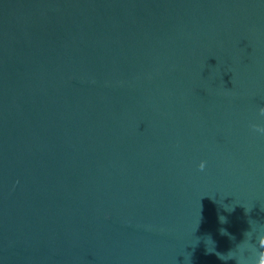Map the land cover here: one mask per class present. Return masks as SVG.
Here are the masks:
<instances>
[{
	"label": "water",
	"instance_id": "1",
	"mask_svg": "<svg viewBox=\"0 0 264 264\" xmlns=\"http://www.w3.org/2000/svg\"><path fill=\"white\" fill-rule=\"evenodd\" d=\"M261 108L264 0H0V264L264 250Z\"/></svg>",
	"mask_w": 264,
	"mask_h": 264
},
{
	"label": "clouds",
	"instance_id": "2",
	"mask_svg": "<svg viewBox=\"0 0 264 264\" xmlns=\"http://www.w3.org/2000/svg\"><path fill=\"white\" fill-rule=\"evenodd\" d=\"M260 115L264 116V108L260 109ZM251 127L253 131L264 134V128L258 127L257 125H252ZM205 166H206V162L202 161L198 166L199 170L203 171L205 169ZM247 212L248 211L246 210V213ZM253 230L254 229L251 228L250 231L244 234L245 238L238 245H236L235 249L230 250L227 254H220V256L217 257L221 259L222 257L227 256V259L234 260L235 264H260L261 253L264 252V250L258 251L256 245L252 244L251 241H252ZM255 232L257 234V240L261 237H264V228L255 229ZM246 245L248 247H246ZM206 251L209 254L214 253V252H209L207 248Z\"/></svg>",
	"mask_w": 264,
	"mask_h": 264
}]
</instances>
